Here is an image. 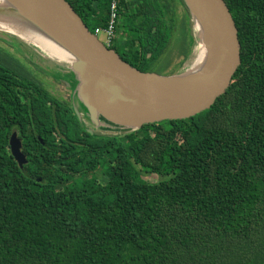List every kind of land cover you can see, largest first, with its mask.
I'll return each mask as SVG.
<instances>
[{
  "label": "trees",
  "instance_id": "trees-1",
  "mask_svg": "<svg viewBox=\"0 0 264 264\" xmlns=\"http://www.w3.org/2000/svg\"><path fill=\"white\" fill-rule=\"evenodd\" d=\"M66 1L91 33L107 23L111 0ZM223 1L240 44L225 91L113 137L89 133L0 36V264H264V0ZM116 2L110 48L150 71L177 0Z\"/></svg>",
  "mask_w": 264,
  "mask_h": 264
},
{
  "label": "water",
  "instance_id": "water-1",
  "mask_svg": "<svg viewBox=\"0 0 264 264\" xmlns=\"http://www.w3.org/2000/svg\"><path fill=\"white\" fill-rule=\"evenodd\" d=\"M2 1L38 23L73 57L71 63L56 59L18 33L3 29L21 47H31L65 74L66 86L72 91V109L87 131L96 136H119L143 124L196 115L225 91L240 63L237 28L223 0H178L197 37L192 39L196 48L186 59L189 63L175 74L141 71L122 60L91 33L66 0ZM201 46L203 61L193 69ZM8 143L10 153L22 167L27 159L16 131L10 134Z\"/></svg>",
  "mask_w": 264,
  "mask_h": 264
},
{
  "label": "rangeland",
  "instance_id": "rangeland-1",
  "mask_svg": "<svg viewBox=\"0 0 264 264\" xmlns=\"http://www.w3.org/2000/svg\"><path fill=\"white\" fill-rule=\"evenodd\" d=\"M99 9L100 7H98V10ZM165 16H167V14ZM189 19L190 18L186 13L185 7L180 2L178 5L175 4L174 10L172 13L168 14L167 19V21L171 22L172 25L168 46L158 60L150 66L149 70L151 72L164 74L177 66L176 69L171 71L172 74H175L187 66L186 63H189L190 60L186 61V59L191 53V48L193 49L194 47V51L196 48L195 42H193L192 39L197 37L195 26ZM92 24L93 21H90L89 25L91 26ZM119 34L122 35L121 33ZM0 36L7 38V35L4 34L3 30H0ZM96 36L101 42H104L105 34L103 32H100ZM5 46L9 47L8 44H5ZM22 48L24 52L17 54L24 63L23 65L34 74H41L42 79H45V75L40 69H43L46 72H48V70H52L53 72L56 69L44 55L33 52L29 46H23ZM182 55H185L186 59L181 63ZM50 78L54 79L53 73H51ZM43 81H45L44 86L48 90H54L53 92L55 95H59L60 97H69L70 95L71 97V89H67L66 92L63 87H59L58 85H55V87L50 86L51 84L49 83V80ZM95 132L100 133V130L96 129Z\"/></svg>",
  "mask_w": 264,
  "mask_h": 264
},
{
  "label": "bare ground",
  "instance_id": "bare-ground-1",
  "mask_svg": "<svg viewBox=\"0 0 264 264\" xmlns=\"http://www.w3.org/2000/svg\"><path fill=\"white\" fill-rule=\"evenodd\" d=\"M194 23L197 27V21H194ZM3 29L18 33L23 40L40 46L56 59L64 60L68 63L73 61L70 53L43 27L16 7L0 0V30ZM203 58L204 48L201 46V50L193 62V69L201 65Z\"/></svg>",
  "mask_w": 264,
  "mask_h": 264
},
{
  "label": "flooded vegetation",
  "instance_id": "flooded-vegetation-1",
  "mask_svg": "<svg viewBox=\"0 0 264 264\" xmlns=\"http://www.w3.org/2000/svg\"><path fill=\"white\" fill-rule=\"evenodd\" d=\"M22 67L25 68V70L29 73L30 80H34V81L38 82L40 85H42V87L45 90H47L48 92H50L54 97L58 98L60 100V102H62L64 104H70L71 103V97H70V95H69V97H65V96L64 97H60L59 95H55V93L53 92L54 90H48L44 86L45 81H43V80H49L50 81L49 83L51 84L50 86L55 87V85L56 86L58 85L59 87H63L65 89V91L67 92V89L69 90L70 87H67L66 86V83H65L66 76H65V74L63 72H61L58 69H55L52 72L53 73V77H54V79H52V78H50L51 72L49 70H48V72H46L45 70L40 69L44 73V75H45V79L44 78L42 79L41 74H39V75L34 74L30 70H28L23 64H22ZM13 131H16V130H13ZM17 135H18V132H17ZM21 150H22V147H21Z\"/></svg>",
  "mask_w": 264,
  "mask_h": 264
},
{
  "label": "built area",
  "instance_id": "built-area-1",
  "mask_svg": "<svg viewBox=\"0 0 264 264\" xmlns=\"http://www.w3.org/2000/svg\"><path fill=\"white\" fill-rule=\"evenodd\" d=\"M116 0H111L110 13L108 21L105 25H98L94 28V35L103 32L105 34V40L102 42L105 46L111 47L113 39L115 38V25H116Z\"/></svg>",
  "mask_w": 264,
  "mask_h": 264
},
{
  "label": "clouds",
  "instance_id": "clouds-1",
  "mask_svg": "<svg viewBox=\"0 0 264 264\" xmlns=\"http://www.w3.org/2000/svg\"><path fill=\"white\" fill-rule=\"evenodd\" d=\"M110 48V47H109Z\"/></svg>",
  "mask_w": 264,
  "mask_h": 264
}]
</instances>
